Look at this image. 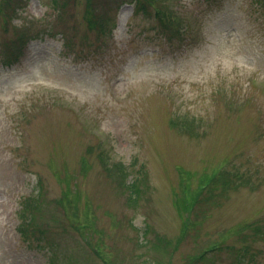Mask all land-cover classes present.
<instances>
[{"label":"rangeland","instance_id":"1","mask_svg":"<svg viewBox=\"0 0 264 264\" xmlns=\"http://www.w3.org/2000/svg\"><path fill=\"white\" fill-rule=\"evenodd\" d=\"M83 1L0 0V264H264V0L125 3L97 53Z\"/></svg>","mask_w":264,"mask_h":264},{"label":"trees","instance_id":"2","mask_svg":"<svg viewBox=\"0 0 264 264\" xmlns=\"http://www.w3.org/2000/svg\"><path fill=\"white\" fill-rule=\"evenodd\" d=\"M56 3H58V0H55ZM131 3L133 5V10L135 12H139V10L143 11V14L149 15L150 10L149 6L152 5V2L154 3V0H91L87 1L84 0L82 3L83 6V13H82V20L86 23V26L89 30L93 31L94 33V42H91L90 44L93 45L94 49H97L96 53L106 44L108 39H110L111 36V23L114 19L115 13L118 10V8L123 3ZM143 2V3H142ZM207 7H213L214 5L219 4L220 0H205ZM63 3V1H62ZM62 3L60 4V7L62 6ZM164 14L157 13L156 14V21L163 25L165 23V19L169 20V17L173 16L172 12L166 8V6L163 8ZM140 13V12H139ZM57 32L61 33L60 37H64L65 44L66 40L68 39V35H66L65 29L59 30ZM56 32V33H57ZM54 36V35H49ZM43 35L39 36H32L29 35V37L25 36L23 37L22 33L18 34L17 36L13 37L12 39L7 41L6 49H5V56L2 59V63L5 65L6 68H12L14 63L17 62L16 57L14 55L9 54L8 52H22L25 46L31 41V39L35 38H41ZM106 37V39H104ZM64 44V42H63ZM105 47V46H104ZM125 167V166H124ZM227 174L222 171V168H220L219 172L216 173L211 177V182H204L201 184L200 190L194 195L193 199L191 201H188V208L196 204L197 207H202L207 204L213 203L216 200L217 194L216 189L218 186H223L225 181L228 180ZM217 182H221L220 184H217ZM124 185V184H123ZM124 189L128 192V195L126 197V202L128 204H134L136 199L139 198L140 191H143V189L139 188L138 184L134 181H127V183L124 185ZM37 199V197H36ZM44 202L39 203L35 209H39L41 204ZM187 206V202H186ZM24 231V228H20ZM41 233H45V228L40 229ZM246 234L241 235V239L244 240V237ZM155 248V247H154ZM156 249V248H155ZM217 254L219 255L221 253V249H217ZM246 256V249H244V252L241 253L240 249L236 251V254L233 256V262L234 264H250L254 263L255 261V255H250L248 257V260L245 259ZM68 261L71 260V257H67ZM205 259L204 254L200 256V259ZM208 260V259H206ZM71 260V264H72Z\"/></svg>","mask_w":264,"mask_h":264}]
</instances>
